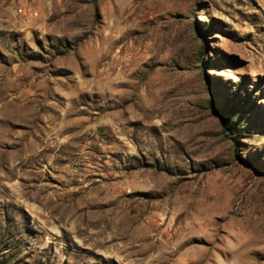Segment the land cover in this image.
Masks as SVG:
<instances>
[{
  "label": "rangeland",
  "instance_id": "1",
  "mask_svg": "<svg viewBox=\"0 0 264 264\" xmlns=\"http://www.w3.org/2000/svg\"><path fill=\"white\" fill-rule=\"evenodd\" d=\"M0 264H264V0H0Z\"/></svg>",
  "mask_w": 264,
  "mask_h": 264
}]
</instances>
